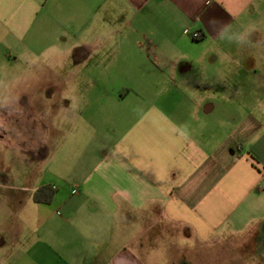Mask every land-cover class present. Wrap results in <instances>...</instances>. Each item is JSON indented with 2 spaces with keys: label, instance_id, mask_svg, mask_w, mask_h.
I'll return each instance as SVG.
<instances>
[{
  "label": "crops",
  "instance_id": "1",
  "mask_svg": "<svg viewBox=\"0 0 264 264\" xmlns=\"http://www.w3.org/2000/svg\"><path fill=\"white\" fill-rule=\"evenodd\" d=\"M239 39L264 0H0V264H264V53Z\"/></svg>",
  "mask_w": 264,
  "mask_h": 264
},
{
  "label": "rangeland",
  "instance_id": "2",
  "mask_svg": "<svg viewBox=\"0 0 264 264\" xmlns=\"http://www.w3.org/2000/svg\"><path fill=\"white\" fill-rule=\"evenodd\" d=\"M209 45H210L209 53H219L216 49L217 48L216 43H209ZM229 48H230V53H234V52L236 53V51H239L240 53H248V52L249 53H264V41L258 40L255 43L251 41H245L242 39H239L238 41L231 40L229 42ZM188 243L191 244L192 239H190ZM160 253H162V255L160 256L161 258L160 264H166V262L172 259L173 257L176 260H180L181 263L184 262L186 264L185 256L182 255L181 253L179 255L174 254L173 252L165 254L164 251H160Z\"/></svg>",
  "mask_w": 264,
  "mask_h": 264
},
{
  "label": "clouds",
  "instance_id": "3",
  "mask_svg": "<svg viewBox=\"0 0 264 264\" xmlns=\"http://www.w3.org/2000/svg\"><path fill=\"white\" fill-rule=\"evenodd\" d=\"M19 76L9 73L3 83V92H0V108L11 109L12 113H22L23 110L19 106L20 93L9 88V82H18Z\"/></svg>",
  "mask_w": 264,
  "mask_h": 264
},
{
  "label": "trees",
  "instance_id": "4",
  "mask_svg": "<svg viewBox=\"0 0 264 264\" xmlns=\"http://www.w3.org/2000/svg\"><path fill=\"white\" fill-rule=\"evenodd\" d=\"M48 190V188L44 187L42 189H40L36 194H35V200L39 202L38 197L40 196L41 193H44V191Z\"/></svg>",
  "mask_w": 264,
  "mask_h": 264
}]
</instances>
